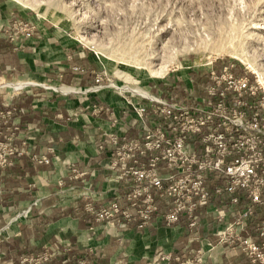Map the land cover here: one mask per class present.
Listing matches in <instances>:
<instances>
[{"label":"crops","instance_id":"0c3cea01","mask_svg":"<svg viewBox=\"0 0 264 264\" xmlns=\"http://www.w3.org/2000/svg\"><path fill=\"white\" fill-rule=\"evenodd\" d=\"M23 46L17 50L0 37L1 81L41 72L35 59L32 62L31 54L25 52L27 43ZM67 73L73 76L68 81L71 84L78 83L75 80L83 75L71 69ZM63 77L56 76L61 80ZM85 77L87 84H94L91 75ZM174 86L168 80L161 84L165 90ZM191 86L185 87L186 98ZM155 87L161 94L162 90ZM71 88L66 93L79 92ZM50 89L65 90L63 86ZM69 99L41 97L32 90L20 91L14 97L16 110L9 133L14 126L18 128L15 143L21 153L12 156L9 167L0 168V248L6 259L22 264V258L49 253L50 260L43 264H80L86 256L91 258V264H182L203 250L206 264H253L240 247L219 244L213 233L215 221L206 216L205 208L200 210L201 223L194 228L189 227L185 217L178 224L168 225L157 214L145 225L129 222L121 227L98 221L89 213L88 203L98 208L117 193L122 199L126 194L125 182L110 180L115 172L108 169L107 156L116 145L109 137L118 134L119 143H123L140 135L143 123L136 121L135 109L148 100L123 101L116 107L101 97H87L84 103ZM97 105L108 106L101 112L103 118L89 111L82 113ZM110 108L119 118L116 123L107 112ZM150 114L151 111L146 119L155 124ZM228 197L215 195L211 204L225 207ZM253 225L251 222L255 234Z\"/></svg>","mask_w":264,"mask_h":264},{"label":"rangeland","instance_id":"374dc122","mask_svg":"<svg viewBox=\"0 0 264 264\" xmlns=\"http://www.w3.org/2000/svg\"><path fill=\"white\" fill-rule=\"evenodd\" d=\"M0 10V37L17 50L27 43L25 52L42 69L16 80H0V110L12 111L1 124L0 142L16 148L15 154L21 153L15 143L18 128L10 133L9 129L16 110L13 100L20 91L83 103L87 97H101L118 107L123 101L154 98L155 85L169 100L179 99L188 85L193 94H203L209 72H220L225 65L233 64L234 72L247 75L253 83L258 73L251 65L264 71V0H0ZM68 69L83 74L76 76L78 83L68 82L73 77ZM58 74L64 75L63 80L56 78ZM87 74L94 84L84 81ZM165 80L175 86L163 89ZM20 82L33 83L8 86ZM61 86L65 90L50 89ZM68 88L79 92L66 93ZM100 107L82 113L102 116L108 106ZM113 108L107 112L116 123L119 118ZM205 254L202 250L182 264H206ZM39 257H47L39 264L51 258L49 253L33 258ZM90 261L86 256L80 264Z\"/></svg>","mask_w":264,"mask_h":264},{"label":"built area","instance_id":"2783aa9c","mask_svg":"<svg viewBox=\"0 0 264 264\" xmlns=\"http://www.w3.org/2000/svg\"><path fill=\"white\" fill-rule=\"evenodd\" d=\"M233 70V64L211 70L201 95L189 91L186 99L169 100L158 94L140 103L135 111L141 134L123 143L118 134L109 137L116 145L107 156L115 172L110 180L125 182L126 194L98 208L88 203L87 211L121 227L145 225L160 214L168 225L185 217L194 228L205 208L219 244L238 246L253 264H264V92L257 77L253 83ZM149 111L155 124L146 119ZM11 114L0 110V130ZM16 151L0 142L3 168ZM223 194L229 196L226 206L213 207V197ZM43 260L47 257L20 262ZM0 264H13L1 248Z\"/></svg>","mask_w":264,"mask_h":264},{"label":"bare ground","instance_id":"6f19581e","mask_svg":"<svg viewBox=\"0 0 264 264\" xmlns=\"http://www.w3.org/2000/svg\"><path fill=\"white\" fill-rule=\"evenodd\" d=\"M251 67L254 69V71H256L258 73V83L260 84L261 88L264 90V71H262L260 68H257V67H254L251 65ZM33 82H20V83H13V84H8L9 88H23V87H26V86H30L32 85ZM125 89H130V88H125ZM131 92H141V93H144L142 90L140 89H137V90H134V89H130ZM146 94V93H145Z\"/></svg>","mask_w":264,"mask_h":264},{"label":"trees","instance_id":"16d2710c","mask_svg":"<svg viewBox=\"0 0 264 264\" xmlns=\"http://www.w3.org/2000/svg\"><path fill=\"white\" fill-rule=\"evenodd\" d=\"M235 74L236 75H240V73H238L237 71H235ZM205 82L206 83H208L209 82V78L208 79H205ZM181 93H180V99H186V93H185V91L183 90V91H180Z\"/></svg>","mask_w":264,"mask_h":264}]
</instances>
